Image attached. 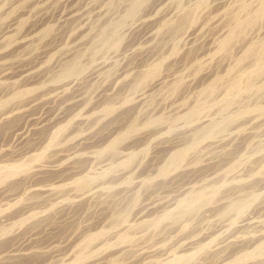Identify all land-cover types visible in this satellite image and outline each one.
I'll return each mask as SVG.
<instances>
[{
  "label": "rangeland",
  "instance_id": "obj_1",
  "mask_svg": "<svg viewBox=\"0 0 264 264\" xmlns=\"http://www.w3.org/2000/svg\"><path fill=\"white\" fill-rule=\"evenodd\" d=\"M261 4L0 0V264H264Z\"/></svg>",
  "mask_w": 264,
  "mask_h": 264
},
{
  "label": "bare ground",
  "instance_id": "obj_2",
  "mask_svg": "<svg viewBox=\"0 0 264 264\" xmlns=\"http://www.w3.org/2000/svg\"><path fill=\"white\" fill-rule=\"evenodd\" d=\"M137 3H138V2H137ZM135 4H136V1H135ZM140 5H141V4H140ZM261 5H262V9H264V0H262V4H261ZM138 6H139V5H138ZM246 7H247V6H246ZM246 7H244V8H246ZM130 10H131V9H130ZM130 10H129V11H130ZM259 10H260V9H259ZM259 10H258V11H259ZM132 11H133V10H132ZM134 11H135V10H134ZM249 11H250V10H249ZM251 15H252V14H251ZM254 16H255V15H254ZM257 17H258V16H257ZM244 20H245V19H244ZM244 22H245V21H244ZM251 22H253V21H251ZM250 24H251V23H250ZM238 25H239V27H241V26H243L244 24L241 22V23H239ZM245 25H246V24H245ZM115 28H116V27H115ZM235 29H236V28H235ZM237 29H238V28H237ZM243 30H244V29H243ZM241 31H242V30H241ZM241 31H240V32H241ZM231 33H232V32H231ZM231 33H230V35H231ZM112 34H113V33H112ZM116 39H117V38H116ZM222 44H223V43H222ZM115 45H116V44H115ZM222 46H223V45H222ZM68 69H69V68H68ZM71 70H72V69H71ZM66 72H67V71H66ZM143 80H144V79H143ZM236 82H238V81H236ZM210 85H211V84H210ZM206 92H207V91H206ZM225 99H226V98H225ZM1 105H2V103H1ZM3 105H4V104H3ZM187 115H188V114H187ZM234 116H235V115H234ZM231 120H232V119H231ZM130 131H131V129H130ZM112 148H113V147H112ZM182 156H183V152H178V153H176V154L174 155V157L172 156L173 158H171V159H173V160L175 161V160L179 159V158L182 157ZM173 160H172V161H173ZM17 167H18V166H17ZM15 169H16V168H15ZM0 170H2V169L0 168ZM3 171H4V170H3ZM3 171H1V172H3ZM10 171H13L12 168H11ZM1 172H0V173H1ZM8 172H9V171H8ZM12 173H13V172H12ZM2 178L5 179V177H2ZM2 178H1V179H2ZM4 179H3V180H4ZM212 190H213V189H212ZM208 191H209V190H208ZM212 192H213V191H212ZM210 193H211V192H210ZM195 194H196V193H195ZM207 195L209 196V194H207ZM192 199H193V198H192ZM197 199H198V198H197ZM203 199H204V198H203ZM210 199H211V197H210ZM200 200H201V199H200ZM195 201H196V200H195ZM241 201H242V200H241ZM247 201H248V200H247ZM182 202H183V201H182ZM184 202H185V201H184ZM189 202H190V201H189ZM242 202H243V201H242ZM186 203H187V202H186ZM243 205H244V204H243ZM192 206L194 207V205H192ZM241 206H242V205H241ZM246 206H247V205H246ZM246 206H244V207H246ZM187 207H189V206H187ZM195 207H196V206H195ZM230 207H231V206H230ZM244 207H243V208H244ZM186 210H187V209H186ZM190 210H191V209H190ZM191 211H192V210H191ZM166 217H167V216H166ZM169 217H170V216H169ZM163 218H164V217H163ZM157 222H158V221H157ZM91 239H92V238H91ZM260 249H261V248H260ZM260 251H261V250H260ZM180 258L183 259V257H180ZM176 262H177V261H176ZM176 262H175L174 264H176ZM180 262H181V260H180ZM186 263H187V262H186Z\"/></svg>",
  "mask_w": 264,
  "mask_h": 264
}]
</instances>
